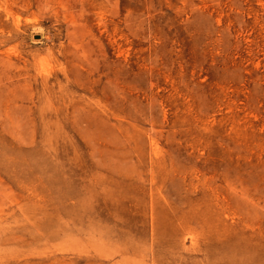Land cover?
Here are the masks:
<instances>
[{
	"label": "rangeland",
	"instance_id": "374dc122",
	"mask_svg": "<svg viewBox=\"0 0 264 264\" xmlns=\"http://www.w3.org/2000/svg\"><path fill=\"white\" fill-rule=\"evenodd\" d=\"M0 264H264V0H0Z\"/></svg>",
	"mask_w": 264,
	"mask_h": 264
}]
</instances>
